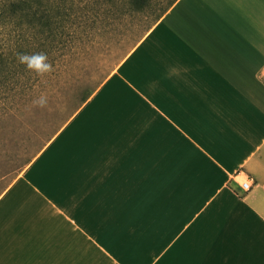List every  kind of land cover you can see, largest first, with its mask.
Here are the masks:
<instances>
[{"label": "crops", "instance_id": "0c3cea01", "mask_svg": "<svg viewBox=\"0 0 264 264\" xmlns=\"http://www.w3.org/2000/svg\"><path fill=\"white\" fill-rule=\"evenodd\" d=\"M0 264H264V0H177L1 195Z\"/></svg>", "mask_w": 264, "mask_h": 264}, {"label": "rangeland", "instance_id": "374dc122", "mask_svg": "<svg viewBox=\"0 0 264 264\" xmlns=\"http://www.w3.org/2000/svg\"><path fill=\"white\" fill-rule=\"evenodd\" d=\"M167 1L149 0L141 8L129 2L116 7L89 3L86 10L80 2L79 13L99 7L104 15L95 20L78 18L70 28L76 32H70L73 39L67 35L68 17L60 15V39L30 46L15 41L21 34L15 22L7 26L0 22V197L97 88L121 68L171 8L163 11ZM53 4L59 1L53 0ZM6 38L11 41L6 42ZM38 52L48 55L54 66L52 73L38 75L17 60L18 53ZM41 94L48 99L44 108L33 104Z\"/></svg>", "mask_w": 264, "mask_h": 264}, {"label": "trees", "instance_id": "16d2710c", "mask_svg": "<svg viewBox=\"0 0 264 264\" xmlns=\"http://www.w3.org/2000/svg\"><path fill=\"white\" fill-rule=\"evenodd\" d=\"M59 4H53V0H3L0 5V22L6 24H16L21 29V34L15 40L17 43H51L58 41L62 35V18L60 15H65L68 17L70 29L75 21L80 17H86V19H94L98 16L104 15L103 11L98 10L103 4L108 6H118L119 4H124L129 2L136 6V8H141L149 0H58ZM177 0H168L166 5L163 6V11L165 12L171 5H173ZM84 2L82 9L86 10L88 4L92 3L99 6L93 11L87 12L83 11L79 13V7L81 3ZM76 5L78 7L76 8ZM91 6V5H90ZM89 6V9H90ZM54 9L56 10L55 12ZM110 10V9H109ZM108 12V11H106ZM163 12V13H164ZM16 19V21H15ZM14 20V21H13ZM71 23V24H70ZM67 35L72 36L76 32L70 29L67 31ZM71 32V33H70ZM68 36V37H69ZM74 37L72 36V39ZM71 39V40H72ZM6 42H10V38H6ZM33 47V46H32ZM34 49V47H33ZM36 52V50H34ZM3 68L0 67V72ZM86 101V98H85Z\"/></svg>", "mask_w": 264, "mask_h": 264}, {"label": "clouds", "instance_id": "9594fccd", "mask_svg": "<svg viewBox=\"0 0 264 264\" xmlns=\"http://www.w3.org/2000/svg\"><path fill=\"white\" fill-rule=\"evenodd\" d=\"M17 60L20 64L26 66L30 71L36 72L38 75H45L54 71V66L48 60V55L44 52H38L33 54L18 53ZM34 105L44 108L48 104L47 96L41 94V96L33 101Z\"/></svg>", "mask_w": 264, "mask_h": 264}, {"label": "built area", "instance_id": "2783aa9c", "mask_svg": "<svg viewBox=\"0 0 264 264\" xmlns=\"http://www.w3.org/2000/svg\"><path fill=\"white\" fill-rule=\"evenodd\" d=\"M238 181L245 191H249L253 185L255 184V179L252 175L247 173H240V171L236 174Z\"/></svg>", "mask_w": 264, "mask_h": 264}]
</instances>
